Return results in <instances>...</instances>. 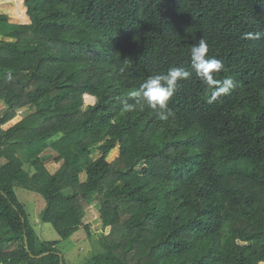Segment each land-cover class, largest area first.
I'll list each match as a JSON object with an SVG mask.
<instances>
[{
    "label": "trees",
    "instance_id": "16d2710c",
    "mask_svg": "<svg viewBox=\"0 0 264 264\" xmlns=\"http://www.w3.org/2000/svg\"><path fill=\"white\" fill-rule=\"evenodd\" d=\"M201 38L236 82L212 104L191 68ZM171 67L192 73L173 118L123 107ZM0 101V264H67L25 186L61 241L97 236L94 264H264V0H0ZM49 142L29 176L23 156Z\"/></svg>",
    "mask_w": 264,
    "mask_h": 264
},
{
    "label": "clouds",
    "instance_id": "9594fccd",
    "mask_svg": "<svg viewBox=\"0 0 264 264\" xmlns=\"http://www.w3.org/2000/svg\"><path fill=\"white\" fill-rule=\"evenodd\" d=\"M245 38H252V34H246ZM208 52V43L201 38L190 49V56L192 70L211 89V95L207 102L212 104L222 96L229 94L236 87V82L231 76L225 77L223 80L214 78L215 73L224 70V65L222 61L210 58ZM191 74L184 68L171 67L166 73L150 75L138 89L128 94L129 97L136 98V104H130L124 100L122 101L123 107L127 111H133L137 104L141 108L146 105L148 108L157 111V116L161 121H168L174 117V112L168 107V102L174 96L178 82L188 79Z\"/></svg>",
    "mask_w": 264,
    "mask_h": 264
},
{
    "label": "rangeland",
    "instance_id": "374dc122",
    "mask_svg": "<svg viewBox=\"0 0 264 264\" xmlns=\"http://www.w3.org/2000/svg\"><path fill=\"white\" fill-rule=\"evenodd\" d=\"M8 123L5 128L10 126ZM25 156V157H24ZM24 169L31 176L35 170L32 166V159L41 156L44 162H49L53 157L57 156L51 148V143H47L35 152L24 155ZM144 164L137 167L139 172L143 171ZM17 196L22 204L26 207L30 222L35 227L39 238L45 242L60 241L58 249L65 257L67 264H94V257L103 254V249L97 241V236L89 238L86 232L81 229L71 238L61 241L58 233L50 224L40 222L42 212L47 206L46 200L38 195L31 186L19 187L16 189ZM98 204L94 203L88 210L85 222L89 223L99 217ZM261 244V243H256ZM6 264V263H4Z\"/></svg>",
    "mask_w": 264,
    "mask_h": 264
},
{
    "label": "crops",
    "instance_id": "0c3cea01",
    "mask_svg": "<svg viewBox=\"0 0 264 264\" xmlns=\"http://www.w3.org/2000/svg\"><path fill=\"white\" fill-rule=\"evenodd\" d=\"M8 113V107L5 104V102L0 101V118L1 116L5 115ZM19 121H21L20 117H17L15 120L11 121L10 126H8V128L12 127L13 125H15L16 123H18Z\"/></svg>",
    "mask_w": 264,
    "mask_h": 264
},
{
    "label": "water",
    "instance_id": "95a60500",
    "mask_svg": "<svg viewBox=\"0 0 264 264\" xmlns=\"http://www.w3.org/2000/svg\"><path fill=\"white\" fill-rule=\"evenodd\" d=\"M46 255H48V254H44V255H42V256H40V258H41V257H44V256H46Z\"/></svg>",
    "mask_w": 264,
    "mask_h": 264
}]
</instances>
